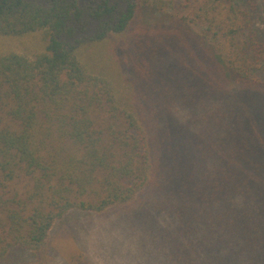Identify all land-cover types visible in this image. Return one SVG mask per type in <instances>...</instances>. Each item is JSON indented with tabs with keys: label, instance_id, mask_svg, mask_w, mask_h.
<instances>
[{
	"label": "trees",
	"instance_id": "1",
	"mask_svg": "<svg viewBox=\"0 0 264 264\" xmlns=\"http://www.w3.org/2000/svg\"><path fill=\"white\" fill-rule=\"evenodd\" d=\"M171 3L0 0L1 35L46 37L32 57L0 56V260L13 246L40 259L69 211L105 212L153 187L187 212L182 237L199 246L187 260L264 264V0L178 4L167 39L191 127L164 120L167 99L157 111V97L137 90L167 49L128 78L110 40ZM88 52L112 65L89 67ZM209 98L221 103L207 108Z\"/></svg>",
	"mask_w": 264,
	"mask_h": 264
},
{
	"label": "rangeland",
	"instance_id": "2",
	"mask_svg": "<svg viewBox=\"0 0 264 264\" xmlns=\"http://www.w3.org/2000/svg\"><path fill=\"white\" fill-rule=\"evenodd\" d=\"M169 1L172 2L165 0ZM180 1L173 0L170 4H173L172 9L159 7L146 18L141 16L134 23V28L127 31L126 36L113 37L110 40L118 44V57L116 56L115 62L118 71L128 78H133V69L136 66L142 63L145 66V62L156 59L159 52L167 49L165 55L160 56L162 60L159 67H155L158 71L154 69L152 73L141 78L137 90L139 89L138 93L143 100L157 97V111L164 107L162 104L167 99L169 107L167 106L168 112L165 111L169 117L164 120L191 127L192 124L189 125L184 118L191 115L189 107L184 106L190 102L192 104L193 101L185 94L187 85L183 86L177 81L176 86L177 74L179 78L181 74V63L169 49L174 48L173 41L167 39L171 33L173 16L181 9L178 7ZM180 12L182 13V9ZM186 34L191 35L189 31ZM148 39L151 48L146 42ZM140 43L145 46V55L138 53ZM45 44L44 32L20 36L0 34V56L16 52L32 57L42 52ZM84 61L89 67L100 70L112 65L108 56L102 61L98 54L91 52L87 53ZM139 91L147 96L146 99ZM200 100L205 98H199L194 105L198 111L201 109L198 104ZM205 102L207 108L218 107L221 103L216 98H209ZM147 112L150 113L149 116L153 114L150 110ZM176 201L177 197L163 196L151 187L140 192L129 204L114 206L105 212L71 210L54 222L40 259H35L23 248L13 246L7 256L0 260V264H199L197 256H192L191 260L186 259L187 254L193 248L198 251L199 246L186 245L182 233L184 227L186 228L187 212L182 206V216H179Z\"/></svg>",
	"mask_w": 264,
	"mask_h": 264
}]
</instances>
